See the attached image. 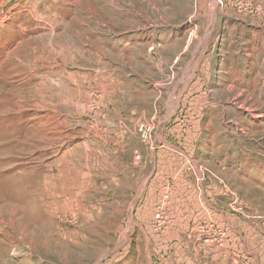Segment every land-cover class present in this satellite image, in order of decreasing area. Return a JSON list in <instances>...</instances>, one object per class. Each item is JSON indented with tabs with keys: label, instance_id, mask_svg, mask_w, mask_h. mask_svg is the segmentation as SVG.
<instances>
[{
	"label": "rangeland",
	"instance_id": "1",
	"mask_svg": "<svg viewBox=\"0 0 264 264\" xmlns=\"http://www.w3.org/2000/svg\"><path fill=\"white\" fill-rule=\"evenodd\" d=\"M0 264H264V0H0Z\"/></svg>",
	"mask_w": 264,
	"mask_h": 264
},
{
	"label": "bare ground",
	"instance_id": "2",
	"mask_svg": "<svg viewBox=\"0 0 264 264\" xmlns=\"http://www.w3.org/2000/svg\"><path fill=\"white\" fill-rule=\"evenodd\" d=\"M214 3L213 4H215L216 3V1H213ZM212 18V17H211ZM78 111V110H77ZM47 117V116H46Z\"/></svg>",
	"mask_w": 264,
	"mask_h": 264
}]
</instances>
